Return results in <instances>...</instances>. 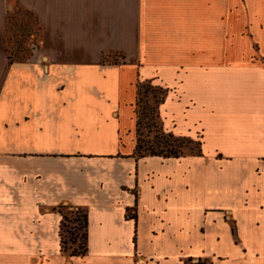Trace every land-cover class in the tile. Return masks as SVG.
I'll list each match as a JSON object with an SVG mask.
<instances>
[{
	"label": "crops",
	"instance_id": "1",
	"mask_svg": "<svg viewBox=\"0 0 264 264\" xmlns=\"http://www.w3.org/2000/svg\"><path fill=\"white\" fill-rule=\"evenodd\" d=\"M16 1L44 37L11 64L0 0V264H264V0ZM139 82L202 155L136 160ZM60 205L88 211L85 256Z\"/></svg>",
	"mask_w": 264,
	"mask_h": 264
},
{
	"label": "trees",
	"instance_id": "2",
	"mask_svg": "<svg viewBox=\"0 0 264 264\" xmlns=\"http://www.w3.org/2000/svg\"><path fill=\"white\" fill-rule=\"evenodd\" d=\"M16 3L20 11L26 12L31 15L39 26L40 36L43 41V27L41 25L39 17L31 10L21 7L16 0H11ZM13 10H9V14ZM10 16L7 24V37L9 43L8 29L10 25ZM8 57L10 63L14 61H23L29 59L33 55V49L23 57L21 60L12 59L8 48ZM121 59L124 57L117 53H105L103 54V64L119 65ZM168 91L155 86L152 82H139L137 85V104H136V147L134 157L136 160H140L146 157H161L168 158H181L187 155H202V142L195 140L191 137H178L173 133L166 132L163 128V124L160 118V106L163 104ZM151 101H148V99ZM147 99V101H146ZM147 130L148 134H154L153 140H146L144 130ZM149 135L146 136V138ZM186 149L189 150V154L186 153ZM62 217L60 225V246L64 253L69 254L70 257H82L88 252V240H89V216L86 208L74 207L71 205H60L55 209ZM68 211V214H65ZM67 223L73 225V227L67 226ZM67 232L69 237L63 235V232ZM80 239L82 243L78 248H71L69 245H75L76 241Z\"/></svg>",
	"mask_w": 264,
	"mask_h": 264
},
{
	"label": "rangeland",
	"instance_id": "3",
	"mask_svg": "<svg viewBox=\"0 0 264 264\" xmlns=\"http://www.w3.org/2000/svg\"><path fill=\"white\" fill-rule=\"evenodd\" d=\"M10 16V25L8 29L9 43H8V51L12 57V59H22L26 57L27 54L31 51V49L36 50L40 49L42 45V38L40 36L39 26L35 19L28 15L24 11H20L17 7L16 3L12 2L11 4ZM122 60V59H121ZM147 101V99H146ZM148 101H151L149 98ZM151 103H153L151 101ZM161 116L163 118H167V120H174L175 125H177V130L183 132L186 127L184 121L191 120L189 114L185 113L183 110H177L174 104H167L161 109ZM163 122V121H162ZM146 140H153V132L148 134L147 130H144ZM149 137L146 138V136ZM186 153L189 154V150L186 149ZM255 154H259L261 156V160L259 163L254 165L255 167V175H264V137L262 139V146L257 149ZM68 214V211H65V214ZM62 220V217H61ZM67 226L70 228L73 225L67 223ZM63 235L69 237L67 232H63ZM82 243L80 239L76 241L75 245H69L71 248H78V246Z\"/></svg>",
	"mask_w": 264,
	"mask_h": 264
}]
</instances>
